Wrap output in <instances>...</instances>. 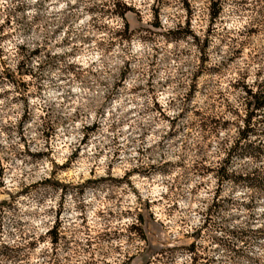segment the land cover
Listing matches in <instances>:
<instances>
[{
	"label": "rangeland",
	"instance_id": "374dc122",
	"mask_svg": "<svg viewBox=\"0 0 264 264\" xmlns=\"http://www.w3.org/2000/svg\"><path fill=\"white\" fill-rule=\"evenodd\" d=\"M250 88L264 0H0V264H264Z\"/></svg>",
	"mask_w": 264,
	"mask_h": 264
},
{
	"label": "trees",
	"instance_id": "16d2710c",
	"mask_svg": "<svg viewBox=\"0 0 264 264\" xmlns=\"http://www.w3.org/2000/svg\"><path fill=\"white\" fill-rule=\"evenodd\" d=\"M218 15H219L218 12L215 11L212 14V18L215 19L218 17ZM247 93L250 95V98L248 99L249 101L245 103L247 113L244 122L246 127L244 128V130L240 131L241 139L248 138L249 136L248 130L252 125V120L255 117L261 116L262 115L261 113H264V93L262 91L253 93V90L251 88L247 90Z\"/></svg>",
	"mask_w": 264,
	"mask_h": 264
}]
</instances>
